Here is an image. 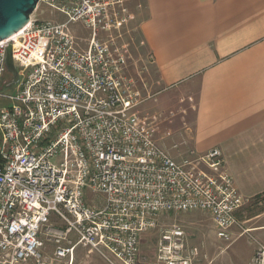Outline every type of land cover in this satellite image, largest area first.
<instances>
[{
    "label": "built area",
    "instance_id": "2783aa9c",
    "mask_svg": "<svg viewBox=\"0 0 264 264\" xmlns=\"http://www.w3.org/2000/svg\"><path fill=\"white\" fill-rule=\"evenodd\" d=\"M39 5L64 21L30 17L0 43V264H74L78 248L106 264H203L178 225L160 233L152 263L140 257V237L162 216L199 211L228 238L246 200L220 150L177 159L156 144L136 112L148 97L115 42L130 22L125 0ZM79 21L84 48L69 29ZM9 45L12 94L2 89ZM252 264H264V248Z\"/></svg>",
    "mask_w": 264,
    "mask_h": 264
},
{
    "label": "crops",
    "instance_id": "0c3cea01",
    "mask_svg": "<svg viewBox=\"0 0 264 264\" xmlns=\"http://www.w3.org/2000/svg\"><path fill=\"white\" fill-rule=\"evenodd\" d=\"M139 6L129 7V26L155 73L149 107L177 115L174 138L186 151L220 150L245 200L263 194L264 0H141ZM168 147L161 149L175 158ZM84 253L76 250L74 264L76 258L97 264Z\"/></svg>",
    "mask_w": 264,
    "mask_h": 264
},
{
    "label": "rangeland",
    "instance_id": "374dc122",
    "mask_svg": "<svg viewBox=\"0 0 264 264\" xmlns=\"http://www.w3.org/2000/svg\"><path fill=\"white\" fill-rule=\"evenodd\" d=\"M125 4L128 8L130 6H137L138 8L141 0H125ZM37 7L31 15L33 19L53 22L64 21L61 16L52 10L42 5ZM69 29L78 39L81 47H86L89 31L83 22L72 23ZM115 42L118 46L124 47L128 76L138 81V88L141 90L142 96L148 97L142 104L141 116L147 118L148 122H151L155 128L157 145L164 149L169 146L177 159L185 156L188 152L184 148L186 145H181V142L176 141L174 138V127L177 125L176 123H179L175 121L177 115L170 112L166 113L161 109L153 110L149 107L150 104H153L154 89L151 84L155 79V73L150 69V55L142 44L137 30L129 24L126 25L123 28L121 37L116 39ZM141 80L144 82L143 84ZM11 81L12 77L6 70L3 85L4 93L12 94L18 89L19 84L11 86ZM189 101L186 99L183 102L189 103ZM5 106V104H1V107ZM181 125L183 130H186L185 125ZM58 160L56 159L52 163L58 164ZM173 225L183 228L189 237L191 246L200 247L203 253L206 254L207 261L203 264H252L257 251L264 248V197L260 200H246L244 206L236 215V223L230 229L227 239H218L209 216L199 211L183 214L173 213L160 217L158 227L153 231L142 234L140 237V257L142 260L146 259L152 263L160 233ZM77 251H82V249L78 248ZM82 257L85 260L94 258L97 264H106L97 255L84 253ZM75 264L83 263L82 260L78 261V258H76Z\"/></svg>",
    "mask_w": 264,
    "mask_h": 264
},
{
    "label": "water",
    "instance_id": "95a60500",
    "mask_svg": "<svg viewBox=\"0 0 264 264\" xmlns=\"http://www.w3.org/2000/svg\"><path fill=\"white\" fill-rule=\"evenodd\" d=\"M40 0H0V43L21 31L36 10ZM5 66L11 75V86L18 84L17 70L13 66L11 46L6 49Z\"/></svg>",
    "mask_w": 264,
    "mask_h": 264
},
{
    "label": "trees",
    "instance_id": "16d2710c",
    "mask_svg": "<svg viewBox=\"0 0 264 264\" xmlns=\"http://www.w3.org/2000/svg\"><path fill=\"white\" fill-rule=\"evenodd\" d=\"M2 89H3V88H2ZM263 197H264V193L261 194V195L256 196L254 199H255V200H260V199H262Z\"/></svg>",
    "mask_w": 264,
    "mask_h": 264
}]
</instances>
